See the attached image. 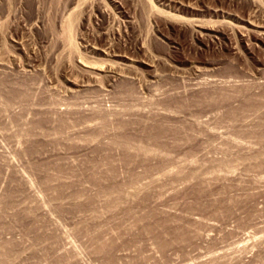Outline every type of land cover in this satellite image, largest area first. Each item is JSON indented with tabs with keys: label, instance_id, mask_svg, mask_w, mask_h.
I'll use <instances>...</instances> for the list:
<instances>
[{
	"label": "rangeland",
	"instance_id": "374dc122",
	"mask_svg": "<svg viewBox=\"0 0 264 264\" xmlns=\"http://www.w3.org/2000/svg\"><path fill=\"white\" fill-rule=\"evenodd\" d=\"M252 1L0 0V264H264Z\"/></svg>",
	"mask_w": 264,
	"mask_h": 264
},
{
	"label": "bare ground",
	"instance_id": "6f19581e",
	"mask_svg": "<svg viewBox=\"0 0 264 264\" xmlns=\"http://www.w3.org/2000/svg\"><path fill=\"white\" fill-rule=\"evenodd\" d=\"M147 1H151V0H147ZM149 5H150V3H149ZM251 5V7L249 6V8L251 9V8H253V10H256V12L257 13H260L259 14V16H261V17H264V1H261V2H258V1H252V3L250 4ZM153 6V5H152ZM151 6V7H152ZM149 7V6H148ZM153 9V8H152ZM249 11H251V10H249ZM247 13V12H246ZM254 13V12H253ZM75 14V13H74ZM250 17H252V16H250ZM261 17H259V18H261ZM263 19V18H262ZM184 22H186L187 24L188 23H190L191 25H194V24H198L197 22H199V21H196V20H191V19H182ZM253 20V19H252ZM182 21V22H183ZM213 21H211V23H212ZM243 22H245V25L244 26H235L234 24H231L230 22H221V23H227L229 26H227V27H229V28H231V30L232 31H234V30H238L239 32H245V31H248V34H249V32L250 33H254V34H256L254 37H256V36H263L264 35V32H263V30H264V25L263 24H261V22L259 23V22H255V21H251V19H248L247 21H243ZM183 24V23H182ZM190 24H188L189 26H190ZM69 25H70V23H69ZM183 26V25H182ZM31 29H32V27H31ZM210 30V29H209ZM212 30V29H211ZM246 33V32H245ZM253 34V35H254ZM257 38V37H256ZM76 48V47H75ZM76 50V49H75ZM70 51V50H69ZM107 52V51H106ZM106 54V53H105ZM108 54V53H107ZM109 55V54H108ZM127 57V56H126ZM126 57L125 56H123V57H120L119 56V58H120V60L122 59H126ZM115 58V57H114ZM128 58V57H127ZM124 59V60H125ZM129 59V58H128ZM113 61V60H112ZM126 61H128V60H126ZM116 62V61H115ZM113 63V64H119L120 65V67H122V69H127V70H130V71H133L134 69H136L133 65H130V64H128L127 62H125V63H118V61H117V63ZM120 62V61H119ZM129 62V61H128ZM104 64V63H103ZM112 64V63H111ZM111 64H109L110 66V70L111 69H113V68H111ZM112 64V65H113ZM132 64V63H131ZM118 65V66H119ZM106 66V65H105ZM115 66H117V65H115ZM101 67V66H100ZM113 67V66H112ZM120 67H118V68H120ZM117 68V67H116ZM115 68V69H116ZM95 69V68H94ZM103 69V68H102ZM101 69V70H102ZM104 70V69H103ZM79 71V70H78ZM86 71V70H85ZM112 71V70H111ZM84 74V73H83ZM98 76V75H97ZM99 79V78H98ZM103 82V81H102ZM4 87V86H3ZM99 89V88H98ZM23 90V89H22ZM19 93V92H18ZM105 93V92H104ZM106 95V94H105ZM18 103V102H17ZM38 103V102H37ZM36 104V103H35ZM34 104V105H35ZM74 104V103H73ZM100 105V104H99ZM102 105V104H101ZM46 106V105H45ZM43 107V106H42ZM102 107V106H101ZM1 108V107H0ZM49 108V107H48ZM30 109V108H29ZM59 109V108H58ZM99 109V108H98ZM94 110V109H93ZM100 110V109H99ZM102 110V109H101ZM119 110V109H118ZM27 111V110H26ZM59 111V110H58ZM103 111V110H102ZM115 111V110H114ZM22 112V111H21ZM29 112H30V110H29ZM83 112H84V110H83ZM92 112V111H91ZM126 112V111H125ZM125 112H123V113H125ZM36 113V112H35ZM93 113V112H92ZM91 113V114H92ZM121 113V112H120ZM10 114V113H9ZM20 114V113H19ZM70 114V113H69ZM24 115V114H23ZM64 115V114H63ZM100 115V114H99ZM62 116V115H61ZM13 117V116H12ZM28 117V116H27ZM45 117V116H44ZM135 117V116H134ZM84 118V117H83ZM92 118V117H91ZM34 119H36L35 117H34ZM111 119H113V118H111ZM4 120H5V118H4ZM13 120V119H12ZM89 120V119H88ZM94 120V119H93ZM34 121V120H33ZM101 121V120H100ZM192 121V120H191ZM13 122V121H12ZM20 122V121H19ZM75 122V121H74ZM82 122V121H81ZM36 123V122H35ZM66 123V122H65ZM19 124V123H18ZM77 124V123H76ZM105 124V123H104ZM31 125V124H30ZM79 126V125H78ZM101 126V125H100ZM147 126V125H146ZM210 126V125H209ZM208 126V127H209ZM261 126V125H260ZM26 127V126H25ZM28 127H29V125H28ZM45 127V126H44ZM51 127V126H50ZM85 127V126H84ZM121 127V126H120ZM125 127V126H124ZM164 128H166V127H164ZM206 128V127H205ZM32 129V128H31ZM30 129V130H31ZM115 129V128H114ZM138 129V128H137ZM104 130V129H103ZM211 130V129H210ZM82 131V130H81ZM105 131V130H104ZM111 131V130H110ZM128 131V130H127ZM131 131V130H130ZM83 132V131H82ZM141 132V131H140ZM105 133V132H104ZM148 133V132H147ZM198 133V132H197ZM16 134H18V133H16ZM78 134V133H77ZM33 135V134H32ZM138 135V134H137ZM98 136V135H97ZM153 136V135H152ZM188 136V135H187ZM95 137H96V135H95ZM136 137V136H135ZM210 137V136H209ZM234 137V136H233ZM247 137V136H246ZM81 138V137H80ZM86 138V137H85ZM126 138V137H125ZM77 139H79V138H77ZM91 139V138H90ZM66 140V139H65ZM98 140V139H97ZM127 140V139H126ZM147 140V139H146ZM155 140V139H154ZM21 141V140H20ZM135 141V140H134ZM166 141V140H165ZM25 142V141H24ZM159 142V141H158ZM188 142V141H187ZM102 143V142H101ZM144 143V142H143ZM30 145V144H29ZM64 145V144H63ZM142 145V144H141ZM143 146V145H142ZM26 147V146H25ZM91 147V146H90ZM264 147V146H263ZM152 148V147H151ZM227 148V147H226ZM239 148V147H238ZM27 149V148H26ZM52 149V148H51ZM98 150V149H97ZM96 150V151H97ZM144 150V149H143ZM160 150V149H159ZM159 150H157V151H159ZM147 151V150H146ZM154 152V151H153ZM54 153V152H53ZM151 153V152H150ZM161 154V153H160ZM66 155V154H65ZM155 155H156V153H155ZM252 155V154H251ZM196 157V156H195ZM27 159V158H26ZM158 159V158H157ZM186 159V158H185ZM165 160V159H164ZM35 161V160H34ZM146 161V160H145ZM190 161V160H189ZM188 162V161H187ZM240 162L242 163V161L240 160ZM239 162V163H240ZM52 163V162H51ZM49 164V163H48ZM52 165V164H51ZM173 165H175V164H173ZM236 165H238V162H237V164ZM12 166V165H11ZM53 166V165H52ZM120 166V165H119ZM250 166V165H249ZM54 167V166H53ZM159 167H161V166H159ZM223 167V166H222ZM226 167V166H225ZM260 167V166H259ZM263 167V166H262ZM133 168V167H132ZM147 168V167H146ZM173 168V167H172ZM98 169V168H97ZM186 169V168H185ZM206 169V168H205ZM211 169V168H210ZM219 169V168H218ZM229 169V168H228ZM231 169V168H230ZM240 169V168H239ZM101 170V169H100ZM168 170V169H167ZM232 171V170H231ZM230 171V172H231ZM134 172V171H133ZM178 172V171H177ZM183 172V171H182ZM198 173H199V171H197ZM229 172V173H230ZM165 173V172H164ZM209 173V172H208ZM65 174V173H64ZM171 174V173H170ZM216 174V173H215ZM232 174V173H231ZM230 174V175H231ZM234 174V173H233ZM232 174V175H233ZM59 175V174H58ZM132 175V174H131ZM130 175V176H131ZM137 175V174H136ZM173 175V174H172ZM221 175V174H220ZM102 176V175H101ZM146 176V175H145ZM171 176V175H170ZM174 176V175H173ZM179 176V175H178ZM222 176V175H221ZM41 177V176H40ZM61 177V176H60ZM121 177V176H120ZM143 177V176H142ZM141 177V178H142ZM183 177V176H182ZM62 178V177H61ZM109 178V177H108ZM223 178V177H222ZM43 179V178H42ZM68 179V178H67ZM112 179V178H111ZM157 179V178H156ZM174 179V178H173ZM100 180V179H99ZM134 180V179H133ZM140 180V179H139ZM43 181V180H42ZM51 181V180H50ZM84 181V180H83ZM129 181V180H128ZM145 181V180H144ZM158 181V180H157ZM239 181V180H238ZM98 182V181H97ZM119 183V182H118ZM125 183V182H124ZM222 183V182H221ZM120 184V183H119ZM142 184V183H141ZM5 185V184H4ZM60 185V184H59ZM205 186V185H204ZM143 187V186H142ZM214 188V187H213ZM25 189V188H24ZM114 189V188H113ZM125 189V188H124ZM123 189V190H124ZM127 189V188H126ZM179 189V188H178ZM264 189V188H263ZM47 190V189H46ZM103 190V189H102ZM118 190V189H117ZM195 190V189H194ZM125 191V190H124ZM137 191V190H136ZM139 191H140V188H139ZM115 192V191H114ZM120 192V191H119ZM15 193V192H14ZM113 193V192H112ZM121 193V192H120ZM230 193V192H229ZM13 194V193H12ZM125 194V193H124ZM21 195V194H20ZM123 195V194H122ZM221 195V194H220ZM25 196V195H24ZM51 196V195H50ZM80 196V195H79ZM132 196H133V194H132ZM136 196V195H135ZM154 196V195H153ZM178 196V195H177ZM22 197V196H21ZM3 199V198H2ZM134 199V198H133ZM32 200V199H31ZM54 200V199H53ZM136 201V200H135ZM186 201V200H185ZM42 202V201H41ZM62 202V201H61ZM156 202V201H155ZM178 202V201H177ZM187 202V201H186ZM28 203V202H27ZM111 203V202H110ZM117 203V202H116ZM126 203V202H125ZM89 204V203H88ZM121 204V203H120ZM35 205V204H34ZM106 205V204H105ZM109 205V204H108ZM124 205V204H123ZM14 206H16V205H14ZM120 206V205H119ZM157 206V205H156ZM220 206V205H219ZM20 207V206H19ZM112 207V206H111ZM115 207V206H114ZM182 207V206H181ZM243 207V206H242ZM26 208V207H25ZM24 209V208H23ZM28 209V208H27ZM114 209V208H113ZM112 209V210H113ZM204 209V208H203ZM4 210V209H3ZM20 210V209H19ZM26 210V209H25ZM71 211V210H70ZM14 212V211H13ZM238 212V211H237ZM240 214V213H239ZM239 214L238 213H236V216L235 217H237V215L239 216ZM7 215V214H6ZM18 216V215H17ZM234 216H232L233 218H234ZM245 216V215H244ZM15 217V216H14ZM150 217V216H149ZM248 217V216H247ZM61 218H62V216H61ZM240 216H239V220H240ZM59 219V218H58ZM101 219V218H100ZM236 219V218H235ZM248 219V218H247ZM57 220V219H56ZM89 221V220H88ZM6 222V221H5ZM56 222V221H55ZM96 223V222H95ZM40 224V223H39ZM86 224V223H85ZM49 225V224H48ZM153 225V224H152ZM107 226V225H106ZM166 226V225H165ZM10 227V226H9ZM196 227H197V225H196ZM159 228V227H158ZM5 229V228H4ZM18 229V228H17ZM126 229V228H125ZM20 230V229H19ZM4 231V230H3ZM16 231V230H15ZM67 231V230H66ZM9 233V232H8ZM22 233V232H21ZM125 233V232H124ZM130 233V232H129ZM39 234H41V233H39ZM49 234V233H48ZM54 234V233H53ZM263 234V233H262ZM34 235V234H33ZM70 235V234H69ZM168 235V234H167ZM68 236V235H67ZM186 236V235H185ZM247 236V235H246ZM54 237V236H53ZM100 237V236H99ZM42 238V237H41ZM127 238V237H126ZM39 239V238H38ZM56 239V238H55ZM22 240V239H21ZM28 240V239H27ZM180 240V239H179ZM223 240V239H222ZM55 241V240H54ZM140 241V240H139ZM67 242V241H66ZM10 243V242H9ZM127 243V242H126ZM47 244V243H46ZM55 245V244H54ZM59 247V246H58ZM243 247V246H242ZM13 248V247H12ZM122 248V247H121ZM125 248V247H124ZM138 248V247H137ZM107 249V248H106ZM105 249V250H106ZM29 251V250H28ZM146 251V250H145ZM246 251V250H245ZM68 252V251H67ZM238 252V251H237ZM26 253V252H25ZM40 253V252H39ZM137 253V252H136ZM13 254V253H12ZM250 254V253H249ZM66 255V254H65ZM96 255H97V253H96ZM11 256V255H10ZM22 256V255H21ZM24 256V255H23ZM20 257V256H19ZM77 257H79L78 255H77ZM215 257V256H214ZM219 257V256H218ZM22 258V257H21ZM18 259V258H17ZM214 259V258H213ZM225 259V258H224ZM19 260V259H18ZM219 260V259H218ZM174 261V260H173ZM188 261V260H187ZM221 261V260H220ZM208 262V261H207ZM206 262V263H207ZM177 263H178V261H177ZM205 263V262H204ZM210 264H211V262H209ZM209 263H207V264H209ZM216 263V262H215ZM214 263V264H215ZM218 264H219V262H217ZM39 264V263H38ZM213 264V263H212ZM222 264V263H221ZM226 264V263H225Z\"/></svg>",
	"mask_w": 264,
	"mask_h": 264
}]
</instances>
